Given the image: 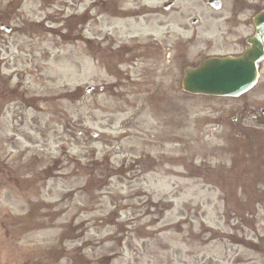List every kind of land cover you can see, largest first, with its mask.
Returning a JSON list of instances; mask_svg holds the SVG:
<instances>
[{
	"label": "rangeland",
	"instance_id": "obj_1",
	"mask_svg": "<svg viewBox=\"0 0 264 264\" xmlns=\"http://www.w3.org/2000/svg\"><path fill=\"white\" fill-rule=\"evenodd\" d=\"M21 1L0 0V82L26 93L0 115V264H264V154L215 125L236 102L180 92L205 32L158 67L156 17H138L165 0Z\"/></svg>",
	"mask_w": 264,
	"mask_h": 264
},
{
	"label": "flooded vegetation",
	"instance_id": "obj_2",
	"mask_svg": "<svg viewBox=\"0 0 264 264\" xmlns=\"http://www.w3.org/2000/svg\"><path fill=\"white\" fill-rule=\"evenodd\" d=\"M205 11L199 10L198 16L180 19L162 9L163 3L155 11L157 28L160 31V41L144 47L157 58V66L164 64L174 66L177 63L179 51L184 48L186 52L196 46L198 41L197 29H202L206 36L203 38L204 52L198 55L194 62L197 66L205 59L213 57L242 58L253 53L257 59L251 64L255 68V80L252 88L238 99H228L236 104L228 107L229 121L226 118L221 122L224 127L226 142L234 140L241 153L264 154V0H216L220 4V11H211L205 5L206 0H199ZM173 3V1H170ZM173 7V6H172ZM144 13L141 14L143 16ZM65 23V21H63ZM193 23V24H192ZM166 30L169 32L167 33ZM182 32L188 36L181 41L178 34ZM173 37L172 41L169 39ZM131 50L127 47L113 53L115 67L130 56ZM191 64V68L195 67ZM128 81V76L123 75ZM177 78L173 79V83ZM0 115L9 111L13 101L23 99L24 91L8 90L5 82H0ZM22 86L21 82L17 88ZM231 106H233L231 108ZM16 110V107L13 109ZM21 111L19 110L18 113ZM219 119L216 120V123ZM259 163V157L252 159ZM6 165L0 162V192L10 179L11 172L6 171ZM264 169V168H263ZM264 175V172H263Z\"/></svg>",
	"mask_w": 264,
	"mask_h": 264
},
{
	"label": "water",
	"instance_id": "obj_3",
	"mask_svg": "<svg viewBox=\"0 0 264 264\" xmlns=\"http://www.w3.org/2000/svg\"><path fill=\"white\" fill-rule=\"evenodd\" d=\"M8 31V30H6ZM257 60L254 55L236 59H213L194 70H186L181 84L182 92L190 95L236 98L254 83ZM91 88H86L88 94Z\"/></svg>",
	"mask_w": 264,
	"mask_h": 264
}]
</instances>
